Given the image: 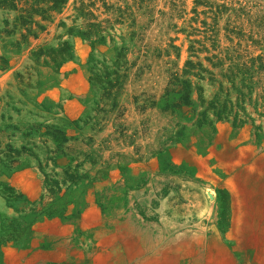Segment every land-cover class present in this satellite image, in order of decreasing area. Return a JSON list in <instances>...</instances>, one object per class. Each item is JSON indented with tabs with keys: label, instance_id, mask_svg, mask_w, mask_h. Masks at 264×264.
Here are the masks:
<instances>
[{
	"label": "rangeland",
	"instance_id": "obj_1",
	"mask_svg": "<svg viewBox=\"0 0 264 264\" xmlns=\"http://www.w3.org/2000/svg\"><path fill=\"white\" fill-rule=\"evenodd\" d=\"M81 1L95 2L93 17L79 15ZM17 15L0 6V264L8 263V253L92 249L91 230L40 232L91 203L107 218L103 228L112 229L110 219L131 223L117 233L121 253L136 247L145 258L174 251L176 242L162 230L170 222L199 237L187 253H209L208 234L201 236L195 226L213 219H221L222 244L233 253L223 235L235 194L224 181L244 172L251 177L238 186L253 219L251 234L238 245L262 260L264 76L255 71L258 62H248L246 82L237 76L232 86L228 67L264 53V0H66L46 19L35 15L38 37L30 35L20 46L23 30L12 25ZM70 27L76 28L69 34ZM63 40L71 56L58 67L46 56L34 60L33 51ZM98 68L103 84L94 79ZM216 94L228 114L219 118L208 110L202 120ZM246 131L257 149L241 162L234 154ZM218 158L231 169L213 168L218 183L205 186L198 175L206 169L202 160ZM111 176L126 187L115 197L119 183L114 189L105 184ZM207 188L215 193L212 206ZM158 227L168 239L149 245L143 234L154 236Z\"/></svg>",
	"mask_w": 264,
	"mask_h": 264
},
{
	"label": "bare ground",
	"instance_id": "obj_2",
	"mask_svg": "<svg viewBox=\"0 0 264 264\" xmlns=\"http://www.w3.org/2000/svg\"><path fill=\"white\" fill-rule=\"evenodd\" d=\"M237 141L240 144V148L235 151L234 158L241 162H249L247 158L251 157L250 153H253L255 149H257L256 140L250 132L246 131L237 139ZM244 149H246L249 154L245 153ZM202 162L206 166V169L202 172L203 175L197 174L200 175V178L206 183L205 186L211 184L214 185L218 180L217 174L213 172V168H219L226 171L231 169V165L224 159L220 158L211 163H209L208 159H203ZM239 174H230L225 177L224 181L230 192L235 194L230 227L223 235L226 243L233 244V253L228 251V249L222 244V235L219 230L221 219H213L212 222L199 223L195 226V232L201 233V236H206L208 234L207 236H209L210 241L209 253H187V251H185L186 247L196 242L199 237H196L189 228L182 226L178 222L164 223L162 227V230L170 234L169 240H174L176 242L175 244L178 247L174 251L164 249L160 252L154 251L145 258L142 257V254H146L143 249L140 250L136 247L130 251L128 250L127 253H121L118 242L120 239L122 240V237L118 234H120V229L130 228L131 223L125 220L118 221L110 219V223L113 227L112 229H105L101 225L107 218L101 213L95 204L91 203L88 206L82 207L80 211L71 213L70 218L67 221L62 223L59 221L54 222L48 227L40 228V232L71 235L75 228L91 230L95 244L92 249L86 248L85 245L81 249L70 248L66 253L61 251H58L57 253L35 254L8 253L7 264H224L227 259H229L232 264H236V262L238 263L239 261L244 264H264V254L262 255V260H258L256 257L251 256L250 253H241L242 247L238 245L240 240H243L247 235L251 234L250 225L252 226L251 220L253 219L252 208L249 205L244 204L246 203L244 198L246 195L241 194L240 187L238 186L239 179L250 178L251 175L248 172ZM122 182L123 180L120 177L115 176H111L106 180L105 184L108 188L114 189L115 187L113 185L116 183H119L120 185V188H116L117 191L111 192L112 197L119 195L120 191H122L123 188H126ZM205 194L207 196L206 200L209 202V205L212 206V202L215 199V193L213 190L207 188ZM242 195L244 197H242ZM260 208L264 210V203L263 207L261 205ZM159 227L156 228L158 232L154 236L150 237L143 234L144 241L150 242L149 245H157L158 243H161L163 239H166L167 241L168 238L164 237L162 232H160L161 229H159ZM208 230L209 233H206ZM172 233H174V235H172ZM171 237H176V239H171ZM123 241L125 245L132 244V242L129 244V242H125V240ZM215 247L219 248V253L217 251L214 252L213 249ZM37 257L41 259L40 262L37 260Z\"/></svg>",
	"mask_w": 264,
	"mask_h": 264
},
{
	"label": "trees",
	"instance_id": "obj_3",
	"mask_svg": "<svg viewBox=\"0 0 264 264\" xmlns=\"http://www.w3.org/2000/svg\"><path fill=\"white\" fill-rule=\"evenodd\" d=\"M66 0H0V6L6 9H12L15 11H18V15L13 21V29H16L19 27L22 29L21 34V41H17V46H20L21 42L28 43L29 42V36H33L34 38L38 37V34L33 29L34 24V16L35 15H41L43 19H46L48 17L47 13L51 10H57L60 11L62 5L65 3ZM94 1H89L87 3L81 1L79 6L77 7L79 15L86 16V18H91L94 16V13L91 9L92 6H94ZM6 25L8 24V21H5ZM39 28L41 30L44 29L42 25H39ZM87 26L91 25L90 23H86ZM76 27H70L68 28V33L70 34L75 30ZM13 32V30L11 31ZM79 32V31H78ZM81 33V32H79ZM91 32L88 31L87 33H81L83 35L90 34ZM71 45L67 40L59 41L57 46L55 47H48L46 49H42L41 47L38 50H35L32 52V56L36 62H39L40 58L42 56H46L49 58V61L54 64V66L58 67L61 62H63L66 58L71 56ZM228 51V50H226ZM120 56V55H118ZM238 58H243L244 55H240L239 53H236ZM232 59V58H230ZM44 64H48V60L46 58L43 59ZM248 62H250V65H255V62H258V68L255 70L260 76H264L262 74L264 72V53H259L256 56L249 57V60H242L239 63L234 64L236 69H233L232 67H228V71L230 75L228 76L230 82L232 83V86L235 85V79L237 76H241L240 81L244 84L246 82L245 73L248 70ZM118 59L115 61L114 65H117ZM190 63V62H189ZM101 68H98L94 72V79L97 80L99 84H103V80H101L98 75H100ZM103 73H106V78L109 77L110 72H108L106 69L103 71ZM116 81H118V78L116 77ZM108 83H111L110 81ZM260 84V83H259ZM112 87L113 85L110 84ZM219 87L222 88V83H219ZM101 88L107 89L104 85H101ZM264 87L262 86V94L259 93L260 97L264 99ZM240 90V89H239ZM108 94L110 93V90L107 91ZM242 95L245 93L241 92ZM227 106L226 101L222 102L219 98V95L216 94L214 98L209 102L208 106L202 111V120H206V114L208 110H213V113L218 116L219 118L222 117L223 114H228L226 112ZM230 112V111H229ZM233 124H236V119L234 118Z\"/></svg>",
	"mask_w": 264,
	"mask_h": 264
}]
</instances>
